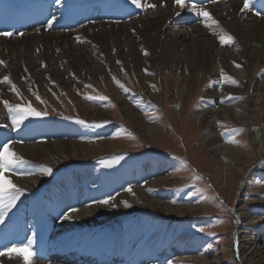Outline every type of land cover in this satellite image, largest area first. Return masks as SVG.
I'll return each mask as SVG.
<instances>
[{
  "label": "bare ground",
  "instance_id": "6f19581e",
  "mask_svg": "<svg viewBox=\"0 0 264 264\" xmlns=\"http://www.w3.org/2000/svg\"><path fill=\"white\" fill-rule=\"evenodd\" d=\"M90 1L103 3L115 12L117 9L123 8L127 9L126 12L139 13L143 9H147V12L134 15L120 23L101 21L85 24L75 32L66 33L68 35L62 30L45 32L41 29L28 30L27 35L22 33V35L14 37L0 35V61H4L3 64H0V80L4 76H8L11 81V84L5 83L4 86L0 83V103L8 101L13 106L17 105L18 98L12 91V85L18 89L21 86L19 79L25 77H29L35 82L41 81L44 84L64 85L76 83L74 77H80V75L99 82L102 81L101 78H106L114 70L119 72L126 70L134 77L144 78L145 90L151 96L156 90L155 77L159 74L157 71L161 70V73L167 72L175 75L176 89L178 90L184 85L187 92L190 89V84L200 83L202 78L207 75L209 79L217 78L216 86L208 85V98L231 94L249 95L247 102L246 100L237 102L232 106H225L221 110L202 111L194 118L210 131V134L202 140L203 145L208 148L207 152H210L215 159L210 170L207 171L208 175L218 185L219 190L225 191L228 183H233L242 174L245 175L258 160L264 162L262 150L264 145V76L261 72V69H264V16L260 17V13L254 10L255 5L263 0H251L246 11H241L243 0H221L199 7L206 10L219 24L209 29L205 27V17L202 16L201 21L192 25L190 33H184L181 31L182 29L173 33L172 30L179 22L192 23L200 18L190 10L192 4L186 1V6L183 8L177 5L175 0H147L149 4L156 5L155 8H137L132 0ZM90 25L93 27L88 29ZM221 30L234 37L233 44H220L213 32L219 33ZM77 37L82 42H78ZM144 52L148 54L145 55ZM235 64H239L241 67L237 68ZM233 68L236 69L233 70ZM227 70L233 71L236 76L239 74L240 79L243 77L241 84L236 88L230 87L231 85H218L221 80L223 81V76L228 75L224 73ZM261 75L263 76L262 80L260 79ZM64 77H68L67 80ZM8 90L10 93L7 92ZM110 93L112 101L119 106V111L142 138L151 140L159 136V128L156 125H147L140 113L130 105V102L118 95L119 91L115 86L110 87ZM151 98L154 99L153 95ZM74 99L81 117L88 121L105 119L109 116L108 110L104 108L103 110L86 104L80 99ZM246 108L247 113H243L242 111ZM10 115L11 117L6 112V107H0V146L8 143L11 150L27 160L28 163L19 166L21 169L17 168L12 173L6 174L23 192L15 204L6 211L0 205V212L4 213L3 221H0V231L3 230L4 223L19 213L29 224L34 234L30 239L32 241L30 249L18 247L20 254L0 256V264H24L23 257H28L29 253H31V264H57L39 261L31 252L32 248H36L40 234L45 231L50 245L66 235H70L73 240L80 239L86 248V251L82 252L86 264L101 258L105 259L101 261L103 263H106L107 259H111L116 261L115 264H157L155 261L159 260V264L204 263L205 260L199 255H183L185 252L189 254L199 251L197 242L193 239L177 237L169 243H161L159 241L160 231L152 234L149 238H142L132 230L128 233H118L122 226L120 216L111 217L106 213L107 209L112 208L111 204H94L92 200L95 191L91 194L90 190H86L87 195L81 194L78 197V199H83L81 204L77 209L75 208L77 211H72L74 209L72 199L77 197L73 190L86 180L91 181L90 173L83 171L69 180L66 179L63 182L55 180L53 183L47 184L44 176L37 170V166L43 162L58 167L63 166L65 161L87 160V157L98 152L117 150L119 148L115 143L106 140L103 143L88 144L74 140L73 137L76 136L79 129L74 125L65 124L62 120L53 121L51 129L44 123H33L36 132L30 130L27 120L13 128L11 119L15 113L10 111ZM222 116H227L228 121L238 122L241 125L251 121L262 122L259 130L247 132L255 145L256 156L251 152L252 145L247 149L236 145L230 147L229 143L220 140L219 135L215 132L213 120ZM206 117H208L207 120ZM41 131L48 132L49 135L46 139L36 137V134ZM222 156L228 158L231 164L229 162V165L222 163L220 159ZM232 163L235 165L232 166ZM164 171L165 169L159 167L143 168L137 174V180L143 182L146 179L148 185L167 184L171 178H163L161 174L165 173ZM131 172H133L131 181L134 182L136 180L135 171ZM20 173H24V175H20ZM129 175L131 173L118 176L115 180L124 183L125 177H129ZM249 184L254 185L253 182H248L247 185ZM93 185L91 184L90 187ZM38 188H43L42 195H39L38 199L30 200V193ZM118 189V186L111 188L108 185L106 187L99 184L95 190L106 191L107 198L115 197L112 204L117 205L120 202L124 204L128 197L125 198L124 192L117 193ZM137 190L147 203L148 209L161 211L166 218H183L186 215H194L199 210L190 206L191 204H186L187 206L184 204L174 205L170 200H165V202L154 200L143 194L144 188ZM256 191L259 194H264V189ZM22 204H24V208L19 212ZM249 205L250 202H246L240 207L239 219L241 222L235 234L237 239L245 237L249 243V246L246 245V247L251 248L247 255L250 256V259L247 260L245 257V264H264V256H262L264 244L256 246L259 240L262 238L264 240V218L250 216L246 211ZM66 216L68 218H65ZM103 217H106L105 222L99 221V218ZM123 217H125V213ZM43 224H45L44 228ZM51 227L55 229L53 234L49 232ZM181 242L185 244L181 246ZM70 243L71 240H68L65 244ZM62 245L60 244V246ZM230 247L232 246L230 245ZM172 248L179 251L181 248V254H176ZM232 248L230 251L233 250ZM159 253L164 254L163 258L159 257ZM47 256L50 258L48 254ZM257 256L259 258L254 261L253 257Z\"/></svg>",
  "mask_w": 264,
  "mask_h": 264
},
{
  "label": "rangeland",
  "instance_id": "374dc122",
  "mask_svg": "<svg viewBox=\"0 0 264 264\" xmlns=\"http://www.w3.org/2000/svg\"><path fill=\"white\" fill-rule=\"evenodd\" d=\"M260 17L263 16L260 15ZM192 25L195 24L178 23L172 30L173 33L179 29H182L181 31L184 33H190ZM92 27L93 25H90L88 29ZM64 32L66 34L69 31ZM69 36H72V34H69ZM214 66L216 65L214 64ZM157 72L159 74L155 77L156 90L151 94L154 99L145 90L144 78L140 76L134 77L126 70L121 72L114 70L106 78H101L102 81L100 80L99 82H94L88 77L85 78V75H80V77H74L76 83L72 82L64 85H49L41 81L35 82L29 77L19 79L21 86L16 89L17 91L12 90L19 100H17V104L22 106L30 104L37 111L47 113V115L40 117L30 116L27 120L34 122L37 119L50 121L61 117L66 120L74 118L75 123L73 125L83 128L81 134L77 137L78 139L73 137L74 140L88 144L103 143L107 140L115 143L119 148L117 150L112 149L113 151L98 152L91 157H87V160L65 161L63 166L58 167H53L50 163L43 162L38 165L37 170L49 182L62 176L69 177L86 170L92 174V176L90 174L91 181L86 180V183L88 182L91 185L92 183L90 182L94 181L95 184L103 183L104 186H107L104 183L113 186L117 184L114 178L131 173L129 175L130 178L125 177L127 181L125 180L124 183H121L119 190H117V193L124 192L125 198L128 197L126 199L128 202L126 201V203L130 207H125L120 202L106 211L111 217L120 216L121 220L124 219L123 214L125 213L124 224L127 223L129 226H124L123 224V231L133 228L134 231L142 233L146 238H149L150 235L157 231H161L162 236L160 233L159 241H161L162 237L164 240L161 243L166 241L169 243L170 240L172 241L173 238L177 237L193 239L197 242V250L199 251L189 254L185 252L183 255H199L205 260L203 264H245V257H247V260L250 259V256L247 255L251 248L246 247V245L249 246V243H247L245 237L237 239L235 233L241 222L239 212L242 204L250 202V205L246 208L248 214L264 218V194H259L256 191L264 189V162H259L258 160L245 175L242 174L233 183H228L225 191L219 190L218 185L207 173L215 159L210 152H207L208 148L202 142L210 134V131L194 118L202 111L221 110L223 107L232 106L237 102L245 100L247 102L249 95L231 94L208 98L207 89L210 85L214 86L216 84L217 78L209 79L206 75L200 83L190 84L189 88L191 90L189 89L187 92V88L184 85L178 90L176 89L175 75L167 72L161 73V70ZM224 73L228 75L223 77H231L237 83L235 85L231 84L223 78V81L221 80L218 85H231L230 87L236 88L241 84L243 77L240 79L239 74L236 76L230 70ZM262 75L264 76V73ZM262 75L260 77L261 80ZM66 78L68 77H64L65 80H67ZM2 84L4 86L5 83ZM111 86H115L118 89L120 97H124L127 101L129 100L130 105L140 113L147 125H156L159 128L160 134L156 136V139L148 140L142 138L129 121L124 118L121 111H119V106L112 101ZM17 92L19 95H17ZM92 96H103L107 99L105 101L89 99ZM74 98L80 99L93 107L108 110L109 116L105 119L91 121L84 119L78 111ZM0 107L5 108L2 102ZM242 112L247 113V108ZM226 118L229 119L227 116H222L213 120L215 132L219 135L220 140L226 143H229L230 139L238 141L237 144L229 143L228 146L230 147L236 145L247 149L252 145L251 152L256 156L255 145L249 135H247V132L249 130L252 132L259 130L262 122L251 121L241 125L238 122L228 121ZM207 119L208 117H206ZM77 120L90 123V129L94 128L92 133L85 125L77 123ZM238 129L243 131L239 133L234 131ZM262 150L264 152V145ZM220 159L222 163L229 165L230 160L228 158L222 156ZM234 165L232 163V166ZM45 167L50 168L52 171L45 173L43 171ZM142 167L144 169L163 168L165 173H162L161 176L163 178H171L170 180L172 181L169 180V183L157 186L148 185L146 179L141 182L137 180V174L143 169ZM116 168H121V170L115 172ZM131 171H135L136 180L134 182L131 181L133 179V172ZM67 179L69 180V178ZM248 182H253L254 185H247ZM122 184L124 185L122 186ZM128 188H131V192L126 191ZM139 188H144L143 194L154 200L163 202L170 200L174 205L184 204V206H187L186 204H191L190 206L198 208L199 212L197 211L198 213L196 212L194 215H186L183 218H166L163 212L147 208V203L137 190ZM36 192L39 193L40 189H36ZM106 196L105 194V198L108 199L109 197L107 198ZM114 200L115 197L112 196L109 205H112ZM148 216L150 218H147ZM105 218H99V221L104 222ZM130 218H140L138 223L143 226V229H140L135 222H130ZM262 239L257 242L256 246L264 244ZM184 244V242L180 243L181 246ZM230 248L233 250L230 251ZM181 250L180 248V251H176V253L181 254ZM258 258L259 256L253 257V260L256 261Z\"/></svg>",
  "mask_w": 264,
  "mask_h": 264
},
{
  "label": "snow or ice",
  "instance_id": "6c2138e0",
  "mask_svg": "<svg viewBox=\"0 0 264 264\" xmlns=\"http://www.w3.org/2000/svg\"><path fill=\"white\" fill-rule=\"evenodd\" d=\"M59 0H57V3ZM212 2H216V0H212ZM251 0H243V7L241 11H246L249 8ZM132 3L137 7V8H155L156 5L149 4L147 0H132ZM175 3L179 5L181 8L185 7V0H175ZM163 6V5H161ZM196 13L198 16H203L205 17V27H208L209 29L213 28V26H218L219 22L215 20L206 10L203 8H199L196 4L191 5V9ZM52 21H48V25L51 26ZM0 35H6V36H11L12 33H0ZM22 35V34H21ZM213 35L217 36V39L219 40L221 45H231L234 43V37H232L230 34H227L221 30V32H213ZM78 42L80 41V38L77 37ZM145 55H147V52H144ZM4 61H0V64H3ZM237 68H240L241 65L235 64ZM261 72L264 73V69H261ZM223 76V73H222ZM227 82L231 84H236L237 81L232 79L231 77H223ZM0 83H9L11 84V81L8 76H4L2 80H0ZM121 87H123L121 85ZM153 87H155L153 85ZM12 90L17 91L15 85H12ZM126 91V89H125ZM17 95L19 93L17 92ZM39 99V97H37ZM89 99H96L98 101H104L107 98L103 96H98V97H89ZM242 99V97H241ZM43 102V101H41ZM4 106L9 109V111L14 112L15 115L11 119V126L13 128L18 127L20 124H22L26 119H28L30 116L34 117H40V116H45L47 115L46 112H40L37 111L35 108H33L30 104L28 106H22L21 104H17L15 106L9 104L8 101H2ZM77 123L84 125L85 121L83 120H77ZM99 126V125H97ZM237 133L240 131H243L242 129L234 130ZM229 143L232 144H237L238 141L234 139H230L228 141ZM28 163L27 160H25L23 157L19 156L16 152L11 150L10 146L8 143L3 144L0 146V205L3 206L4 210L6 211L10 207H12L16 200L19 198V196L22 194L23 190L18 187L16 184L12 182L10 178H8V175L12 173L14 169L19 168V166L24 165ZM43 171L45 173H50L52 170L50 168H43ZM20 175H24V173H20ZM126 191L131 192V188L126 189ZM112 197H109L108 199L105 200H100L96 201L95 203H98L100 205H109L110 200ZM112 207H115V204L111 205ZM125 207H130L126 202H124ZM72 211H77L76 209H73ZM4 218V213L0 212V221H3ZM65 218H68L67 216ZM32 241L29 240L26 245L19 246L22 249H30L31 248ZM13 253H18V246H12L10 248L5 249L4 251H0V256H11ZM31 253H29L28 257H23L24 264H31L30 260Z\"/></svg>",
  "mask_w": 264,
  "mask_h": 264
}]
</instances>
